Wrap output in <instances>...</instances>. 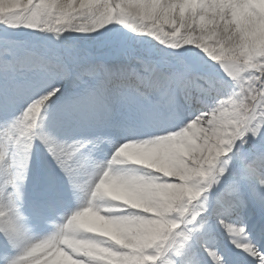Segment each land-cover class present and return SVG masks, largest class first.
Wrapping results in <instances>:
<instances>
[{
    "label": "snow or ice",
    "instance_id": "snow-or-ice-1",
    "mask_svg": "<svg viewBox=\"0 0 264 264\" xmlns=\"http://www.w3.org/2000/svg\"><path fill=\"white\" fill-rule=\"evenodd\" d=\"M0 264H264V0H0Z\"/></svg>",
    "mask_w": 264,
    "mask_h": 264
}]
</instances>
